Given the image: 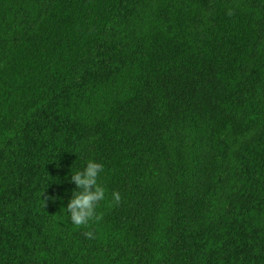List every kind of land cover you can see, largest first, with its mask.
I'll list each match as a JSON object with an SVG mask.
<instances>
[{
    "label": "trees",
    "instance_id": "1",
    "mask_svg": "<svg viewBox=\"0 0 264 264\" xmlns=\"http://www.w3.org/2000/svg\"><path fill=\"white\" fill-rule=\"evenodd\" d=\"M0 264H264V0H0Z\"/></svg>",
    "mask_w": 264,
    "mask_h": 264
},
{
    "label": "clouds",
    "instance_id": "2",
    "mask_svg": "<svg viewBox=\"0 0 264 264\" xmlns=\"http://www.w3.org/2000/svg\"><path fill=\"white\" fill-rule=\"evenodd\" d=\"M104 171V165L94 160H89L82 170H77L70 175V181L75 185V190L71 193L66 207H62L71 224L77 228L87 226L93 220H99L97 207L106 198V189L99 183V178ZM111 200L119 204L121 195L119 192L111 193ZM45 201L51 204L62 203V197L50 195L45 197ZM45 207L46 203L44 202ZM88 238H94V233H85Z\"/></svg>",
    "mask_w": 264,
    "mask_h": 264
}]
</instances>
